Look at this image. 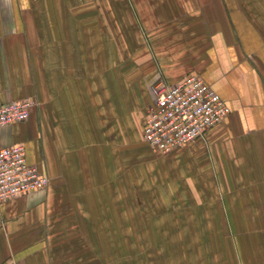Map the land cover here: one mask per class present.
<instances>
[{"label":"crops","instance_id":"1","mask_svg":"<svg viewBox=\"0 0 264 264\" xmlns=\"http://www.w3.org/2000/svg\"><path fill=\"white\" fill-rule=\"evenodd\" d=\"M73 20L174 21L156 52V86L196 75L230 110L176 156L209 182L204 209L218 199L228 218L231 263L264 264V0H0V105L34 101L26 121L0 128V149L23 145L27 163L50 179L0 204V264H84L77 217L86 195L57 187L88 71ZM185 183L197 198L195 179Z\"/></svg>","mask_w":264,"mask_h":264},{"label":"rangeland","instance_id":"2","mask_svg":"<svg viewBox=\"0 0 264 264\" xmlns=\"http://www.w3.org/2000/svg\"><path fill=\"white\" fill-rule=\"evenodd\" d=\"M172 21L73 20L88 71L77 108L83 120L71 127L74 150L59 174L66 184L57 187L86 195L77 217L84 264H232L228 218L214 207L218 199L204 209L209 182L176 156L189 144L159 154L142 137L160 81L156 52ZM193 179L197 198L187 193Z\"/></svg>","mask_w":264,"mask_h":264},{"label":"built area","instance_id":"3","mask_svg":"<svg viewBox=\"0 0 264 264\" xmlns=\"http://www.w3.org/2000/svg\"><path fill=\"white\" fill-rule=\"evenodd\" d=\"M153 95L142 137L159 154L194 142L230 112L222 98L196 75L171 87L156 86ZM33 106L30 99L0 105V128L26 121ZM48 185V176L27 163L23 145L0 149V204Z\"/></svg>","mask_w":264,"mask_h":264},{"label":"bare ground","instance_id":"4","mask_svg":"<svg viewBox=\"0 0 264 264\" xmlns=\"http://www.w3.org/2000/svg\"><path fill=\"white\" fill-rule=\"evenodd\" d=\"M195 185V184H194ZM196 187V186H195ZM197 190H198V188H197Z\"/></svg>","mask_w":264,"mask_h":264}]
</instances>
